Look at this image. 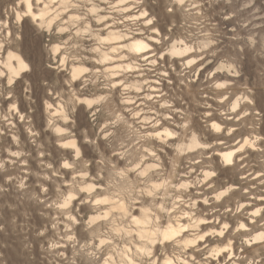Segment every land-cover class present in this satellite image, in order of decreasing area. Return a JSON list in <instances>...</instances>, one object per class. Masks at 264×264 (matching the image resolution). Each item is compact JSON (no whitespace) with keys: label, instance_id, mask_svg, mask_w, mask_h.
Wrapping results in <instances>:
<instances>
[{"label":"rangeland","instance_id":"obj_1","mask_svg":"<svg viewBox=\"0 0 264 264\" xmlns=\"http://www.w3.org/2000/svg\"><path fill=\"white\" fill-rule=\"evenodd\" d=\"M36 1L31 0L35 12L42 2H50H46L50 13L41 22L31 16L17 18L25 9L22 0H0V264H129L127 254L136 264H159L163 254L159 245L142 256L135 254L132 242L138 241L131 230V215H139V207L148 209L158 224L174 219L182 209L193 210L196 217L216 212L235 233L238 222L249 217L240 207L242 197L230 195L225 201L214 197V192L204 205L218 207L201 208L188 197L177 199L172 190L163 193L151 187L152 181L163 178L176 184L195 175L202 177L201 167L195 172L189 164L209 159L211 153L190 162L182 156L171 170L176 140L166 144L163 152L148 134L163 126L164 115L169 119L174 112L180 125L189 114L194 120L187 123L190 127L183 139L187 141L190 128L199 125L204 129L196 130L199 138L211 144V131L200 116L209 104L222 102L226 109L223 100L228 97L229 103L237 96L242 100L250 96L260 103L258 110H250L251 122L255 128L263 124L264 129V0H183L180 4L177 0H40L37 7ZM143 8L152 24L145 25V18L135 16ZM56 12L60 15L48 24ZM70 14L76 16L69 18ZM154 28L158 32H151ZM111 29L126 33L118 42L121 45L135 33L160 40L151 42L155 50L145 56L149 58L130 59L137 62V70L122 68L113 70L116 75L109 74L113 72L106 69L109 64L122 63L109 49L118 43L105 39ZM172 39L184 40L194 52L183 59L170 56ZM9 51L28 64L18 75L3 64ZM102 52L114 57L112 63ZM193 56L197 64L186 65ZM72 65L82 66V73L73 78ZM217 83L227 89L222 98ZM84 97L93 101L90 106L78 101ZM209 110L222 112L217 106ZM244 122L238 127H250L249 121ZM166 125L180 132L179 125ZM231 139L230 144L239 140L236 135ZM70 140L74 146L63 144ZM260 149L264 150V143ZM260 149L244 155L248 167L259 163L264 167ZM154 163L147 174L140 173L145 164ZM246 164H239L236 171L225 170L216 191L232 176L234 184L239 182L237 170ZM235 186L240 193L245 191ZM121 202L123 208L117 206ZM172 204L179 208H171ZM219 219L211 225L220 228ZM257 222L261 227L264 221ZM213 234L202 245H207L204 251L225 242ZM232 241L239 257L224 253L218 259L206 258L208 253L202 251L198 258L208 264H264V247L254 252L240 237ZM173 247L168 248L171 255L181 254ZM186 260L195 264L189 257Z\"/></svg>","mask_w":264,"mask_h":264},{"label":"bare ground","instance_id":"obj_2","mask_svg":"<svg viewBox=\"0 0 264 264\" xmlns=\"http://www.w3.org/2000/svg\"><path fill=\"white\" fill-rule=\"evenodd\" d=\"M122 1H125V0H121V2ZM22 2L24 3L22 6L25 7V9H24V11L22 10L23 11L22 14L20 12H19L20 13L19 14L17 11V13H18L17 18L19 20L22 18V16H31L33 19H35V20L39 19V21H40V19H43V17L46 14L50 13V9H49L50 5H48L46 3L48 1H46V2H42L40 0L36 1L37 2L36 7L40 2H42V5H40L42 7L37 9L38 12L33 11V6H32L31 0H22ZM34 2H35V0H34ZM177 2H178V4H180L183 2V0H177ZM48 3H50V2H48ZM119 5H121V4H119ZM93 9H95L94 6L91 7L90 11L92 10V12H95V11H93ZM53 10L55 11V9H53ZM53 10L51 12H53ZM57 12H59V11L57 10ZM146 13H147L146 10L143 8L135 16L137 18H145L146 19L144 21L145 25L152 24L153 22L151 21L152 20L151 17L148 18L146 16ZM58 14L59 13L54 14L52 17H50L48 20V24L50 22L52 23V21L58 16ZM75 16L76 15H74V14H70L69 18L75 17ZM129 16H130V14H129ZM42 21H44V19ZM155 31L158 32V29L154 28V31H151V32H155ZM135 34L137 35L139 33H135ZM136 35L132 36V39H130L127 44L121 45L118 42H120L121 37L126 36V33H120L119 31H115L112 29L109 30V35L107 36V38H105L106 36L104 38L106 40H110V41L113 40L111 43H118V44H114V45L112 44V46H110L109 49H110L111 54H112V52L117 53V56H116L117 59L116 60H119V62L122 61V63H118L115 65L109 64V66L106 67V69L108 71L109 70L110 71H113V70L116 71V70L122 69V68L124 69V71H127V72L137 70L138 69L137 62L132 63L131 62L132 60H130V59L133 58V60H136L137 58H142V60L143 59L145 60L146 58L150 57V56H147V57H145V56L149 52H152L155 50V47L152 46L151 42H155V41H158L160 39H158L155 36H151V35L148 36V38H146V39L143 37H140V36H136ZM130 36L131 35H129V37ZM104 38H103V40H105ZM108 43H109V41H108ZM191 46L192 45L186 43L182 39H172L171 45L168 49V53L170 56L177 57L178 59H183V58H185V56L187 57L188 54L194 52V51H191V49H192ZM124 50L126 52H124ZM107 52H102L103 53L102 56L105 60L108 59L111 62V60H114V57H111V56L109 57ZM99 53H100V51H99ZM102 56L100 55L99 57L102 58ZM143 57H145V58H143ZM125 60H128V61L130 60V61L129 62L126 61L123 63V61H125ZM155 60L156 59H153V61H155ZM0 63H2V62H0ZM107 63H109V61ZM3 64L6 66V68L9 70V72L11 74L13 73L16 75H18L19 73H22L28 67V64L26 63V61L23 60L18 53H14L11 51H9L6 54ZM185 64L188 66H190L191 64H197L196 57L193 56V57L187 59L185 61ZM222 66H224V65H222ZM81 67L78 65H72L71 66L72 78L78 76L79 73H82ZM110 73L114 74L115 72L114 71L109 72V74ZM234 73H236V72H234ZM6 75H7V73H6ZM114 75H116V74H114ZM217 75H218V73L213 74L212 79H214ZM117 76H119V75H117ZM10 77H11V75H10ZM14 77H16V76H14ZM129 84H127V85H129ZM136 88H137V86H136ZM216 91L218 93H220L219 98H222L225 95V91L227 92V89L223 88L222 84L217 83L216 84ZM242 95L244 97L246 96L244 94H242ZM241 100H242L241 97L237 96L236 98H234L232 100V102L230 101L231 103L230 102L228 103L229 98L228 97L225 98L223 101H227V103L225 104V105H227L226 109H224V104L222 102H220V103L217 102V104H212V103L209 104V108H212L213 106H217L218 108L222 109V112L220 114H216L215 112H212L211 110H209V108L205 109L203 111L204 114L200 117L203 119V122H206V127H208L211 131V135H212V143L211 144L206 143L207 141H203L202 139L199 138V135H198L196 130L199 129L202 132L204 131V129L200 128L199 125H197L198 128L194 127V126L190 128V130H189L190 132H189L187 141H185L183 139V137L187 135L188 128L190 127V125H188L187 123L189 121L190 122L193 121L194 119H192L191 115H190L191 116V118H190L189 114H185L184 115L185 118L183 117L184 123L179 125L178 117H176L174 112L171 113L172 116H171V118H169L171 120L167 119L168 117L166 118V116L164 115L162 117L163 123L161 122V124L163 126L162 127H155L153 129V132L149 133L148 136H149V138H151L155 141V145H154V146H156L155 148L159 147V149L163 152L166 150V148H165V147H167L166 144H169L173 140H176L177 145L175 148V152H174V155L171 157V160H170V169L171 170H175L174 163H176L177 160L180 159L182 156L188 162H190L194 158L199 157L200 155H203L204 153H211L210 156H208L209 159L203 158V159H200L198 161H193L192 163L189 164V168H191V169L196 168V169H194L195 172L198 170L199 167H201V170L199 172H200L202 177L195 175L191 180H188V178H184V179H181L176 184L172 183V181L167 182L163 178L161 180V182L159 181L158 183L155 181H152L151 187L153 189H157V188L161 189L163 193H167L168 191L172 190L175 192L174 196H176L177 199L180 197H181V199L183 197L184 198L188 197V199L193 200V205L199 206V203H200L201 208H216V207H218V205L214 206L216 204L210 205L208 207H206L204 205L205 202L208 201L207 196L209 194L214 193V192H215L214 197H216V198L222 197L223 200H225V201L228 200L230 195L231 196L233 195V196L238 197V198L242 197L245 201H240L241 199L238 201H240L239 203H240V207H242L241 208L242 211L243 210L248 211V213H249L248 219L246 218L245 221H243V220L239 221L238 220L239 221L238 225H236V227H234V231L235 230L236 231H235V233H233V231H232L233 229H230V227H228V223L226 221H222L224 219L220 220L219 219L220 216H218V214L216 212H211V214L208 217H196L193 210L182 209V210L177 211L178 214H177V216L174 217V219L171 220L170 218H168V220L164 224H161V223L158 224L155 221H153L154 218L152 215L149 214L148 209H144V208L139 207V209H138L139 215H134V214L131 215V221L133 223V225H132L133 227L131 230H132V232H134V235L138 241L137 243H134V241L132 242L136 255L142 256V254L144 255V253L148 252L149 249H152V251H153V248L156 249L155 247L157 245H159L161 247V250L163 251L162 257L160 258V261H158V262H160L159 264H177L178 261L181 262L182 264H186L187 263L186 257H189L190 260H193L195 262V264H208V262H205V263L202 262V260H200L198 257L202 254V251H204L205 247L207 246V245H204V247H203L202 245L210 240L211 232H212V234L216 233V235L218 236L217 240H219V241L225 240V242L222 243L221 245H214L212 248L211 247L207 248L203 253V254L208 253L207 256H205L206 258L211 257V256H218V257H216L218 259L220 256L223 257L224 253H227L229 256H237L238 255L237 257H239L241 255V253H235L234 242L232 241V239L235 236L240 237L242 242L246 246H249L251 249H253L254 252H259V249L264 247V227H263L264 222H263L262 226L260 225L261 227L256 226L257 221H264V214L262 213V211H264V210H262V208L264 209V167L262 165H260V163L256 166L251 165V167H248V164L245 163L247 159L244 158L245 154L251 153L256 148H257V150H259L262 147V144L264 143V129L262 127L263 124L261 125V127L255 128V127H253L255 123L253 124V122H251V118H252L251 115L252 114H251L250 110L251 111L252 110H258L260 108V103L256 99L251 98L250 96H246L245 99H243L242 101ZM78 101L85 103L87 106H90L93 102V101L91 102V100L88 97L87 98H85V97L84 98H78ZM246 111H248L247 114L241 116V118L238 120L237 119L234 120V118H236L240 114H243ZM221 114H223L224 118L221 117L222 116ZM198 119H200V118H198ZM244 121H249V123L247 122V124H250L249 125L250 127H248V128L238 127V125ZM169 122L175 124L176 126L179 125L180 132H178L176 129L166 125ZM153 126H155V124ZM187 126H188V128H187ZM206 130H205V132H206ZM225 132H226V135L224 134ZM204 134H207V133H204ZM235 135L237 138H239V140L236 143L230 144V142L232 140L231 137H233ZM63 144L64 145L70 144V145L74 146L75 142H74V140H70V141L63 142ZM75 150H76V154L78 155V153H79L78 148L76 147ZM149 151H151V149ZM260 151L264 152L263 149H260ZM260 153H258V154H260ZM261 154H263V153H261ZM155 156H156V154H155ZM248 156H249V154H248ZM157 158H159V156H157ZM248 161L249 160H247V162ZM243 163L246 165L237 170L238 174L239 175L241 174V178H239L240 181L237 182L236 184H239V187H241V189L243 188V190L245 189V191L243 193H240L241 191L237 189L238 186L237 187L235 186L236 184H234V182H233L234 178L232 176L224 184L225 187L223 186V188L217 192L216 190L218 188H220L219 186L221 185L222 179L225 178L224 176H226L225 170H231L230 172L236 171L237 166L239 164H243ZM155 165H156L155 163L150 164V165L145 164V166L143 168L139 169L140 173H144L145 171L147 172L148 169H150L151 167H154ZM249 165H250V163H249ZM137 166H138V164H137ZM206 166L210 167V169L206 168ZM140 167H142V165ZM216 171H219V172L216 173ZM221 176H223V177H221ZM193 190H196L198 192L193 194ZM165 196H166V194H165ZM106 199L107 198L105 197L101 201L105 202ZM118 201H117V203H118ZM114 202H116V201H114ZM94 203H95V201H94ZM176 203L177 202H174L173 204L175 205ZM110 204L112 205V201ZM124 204L125 203L121 202L117 206L123 208ZM173 204H172L171 208H179V207H174ZM160 206L162 207V205H160ZM158 207H159V205H158ZM231 208H232V206H231ZM112 211H113V209H112ZM115 211H117V210H115ZM119 211H121V209L118 210V212ZM123 212H124V209H123ZM105 213H108V212L105 211ZM157 213H158V211H157ZM173 213H175V212H173ZM167 214H169V211ZM105 215H108V214H105ZM158 217H159V215L157 216V218ZM93 218H94V216L91 219H93ZM212 218H213V220L211 221L210 219H212ZM218 219H219V221H222V223H221L220 228H215L213 225H211V223H214V221H216V220L218 221ZM259 223H261V222H259ZM205 227H211L214 230L202 232L201 229L205 228ZM128 234H129V231H128ZM212 236L214 237V234ZM103 242H104V239H103ZM170 245L175 246L176 248H174V247L173 248L176 251L181 252V254H178L177 256L171 255L172 251H170L168 249L170 247ZM263 250H264V248H263ZM184 254L187 256L183 257ZM126 256H127V261L129 264H136L134 259H133V256H128V254ZM109 261L111 262V260H109ZM236 262L237 261H233L232 264H235ZM115 264H117V263H115Z\"/></svg>","mask_w":264,"mask_h":264},{"label":"clouds","instance_id":"obj_3","mask_svg":"<svg viewBox=\"0 0 264 264\" xmlns=\"http://www.w3.org/2000/svg\"><path fill=\"white\" fill-rule=\"evenodd\" d=\"M226 2H229V3H230V2H231V0H226Z\"/></svg>","mask_w":264,"mask_h":264},{"label":"snow or ice","instance_id":"obj_4","mask_svg":"<svg viewBox=\"0 0 264 264\" xmlns=\"http://www.w3.org/2000/svg\"><path fill=\"white\" fill-rule=\"evenodd\" d=\"M66 166H69V165H66Z\"/></svg>","mask_w":264,"mask_h":264}]
</instances>
